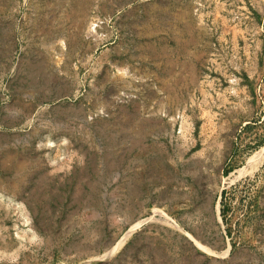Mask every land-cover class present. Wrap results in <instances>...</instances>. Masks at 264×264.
<instances>
[{"label":"rangeland","instance_id":"374dc122","mask_svg":"<svg viewBox=\"0 0 264 264\" xmlns=\"http://www.w3.org/2000/svg\"><path fill=\"white\" fill-rule=\"evenodd\" d=\"M262 146L264 0H0V264H264Z\"/></svg>","mask_w":264,"mask_h":264},{"label":"bare ground","instance_id":"6f19581e","mask_svg":"<svg viewBox=\"0 0 264 264\" xmlns=\"http://www.w3.org/2000/svg\"><path fill=\"white\" fill-rule=\"evenodd\" d=\"M95 26H96V24L93 22V23H91L90 24V28H89V33L91 34V33H93V32H95ZM263 159H264V146H262L255 154H254V156H253V159H252V162L250 163V165L248 166V167H245L243 170L244 171H247L248 169L247 168H251L252 170L254 169V168H256V166L260 163V162H262L263 161ZM160 214H164V212L163 211H160ZM129 234V233H128ZM127 234V235H128ZM124 239H125V237H124ZM123 239V240H124Z\"/></svg>","mask_w":264,"mask_h":264},{"label":"water","instance_id":"95a60500","mask_svg":"<svg viewBox=\"0 0 264 264\" xmlns=\"http://www.w3.org/2000/svg\"><path fill=\"white\" fill-rule=\"evenodd\" d=\"M96 260H98V259H96ZM96 260H94V261H96Z\"/></svg>","mask_w":264,"mask_h":264}]
</instances>
